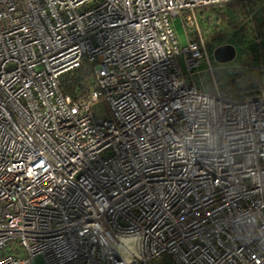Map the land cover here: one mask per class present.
<instances>
[{
    "label": "built area",
    "instance_id": "1",
    "mask_svg": "<svg viewBox=\"0 0 264 264\" xmlns=\"http://www.w3.org/2000/svg\"><path fill=\"white\" fill-rule=\"evenodd\" d=\"M228 1L0 0V264H264V79L221 94L197 20Z\"/></svg>",
    "mask_w": 264,
    "mask_h": 264
},
{
    "label": "trees",
    "instance_id": "2",
    "mask_svg": "<svg viewBox=\"0 0 264 264\" xmlns=\"http://www.w3.org/2000/svg\"><path fill=\"white\" fill-rule=\"evenodd\" d=\"M199 28L206 46L231 38L236 49L237 61L232 65L213 68L217 90L228 98L253 94L258 82L264 79V0H230L211 4L197 11ZM194 37L190 32L188 39ZM201 89L214 91L212 82ZM60 90L73 99L84 96L95 87L92 63L64 72Z\"/></svg>",
    "mask_w": 264,
    "mask_h": 264
},
{
    "label": "rangeland",
    "instance_id": "3",
    "mask_svg": "<svg viewBox=\"0 0 264 264\" xmlns=\"http://www.w3.org/2000/svg\"><path fill=\"white\" fill-rule=\"evenodd\" d=\"M172 27H173L175 33L178 36L179 42L180 43H186L187 42L186 30L189 29V27H184L183 24L181 23L179 17H174L172 19ZM200 33L202 35L201 29H200ZM202 37H203V39L205 41V38H204L203 35H202ZM223 43L232 44L234 42H233V40L231 38H226V39H222L221 41H219V43L217 41L213 42L212 45H210V46H213V47H209V48L206 46V43H205L206 50H207V53H208V59H209V62L211 63L212 70H213V68H216V69L221 68V67H223V65H232L233 63H235L237 61V58H238L237 55H235V57L232 60H230V61H228L226 63H218V62H216L214 60V58L212 56V49L215 46H217L219 44H223ZM177 62L179 64L180 70L183 73H185L186 69H185V67H184V65L182 63L181 56L177 57ZM192 72H193V75H192L193 81L195 82V84L198 87L201 84L206 86V85H209L211 82L213 83L212 75L208 71V63L203 58H199V64H198V66L196 68H194L192 70ZM92 110H93V113H94V115L96 117H102V116L105 115L107 109L105 107V104L102 101H98V102H96V103H94L92 105ZM35 261H36L37 264H41L42 263V260H41L40 257L36 258Z\"/></svg>",
    "mask_w": 264,
    "mask_h": 264
},
{
    "label": "water",
    "instance_id": "4",
    "mask_svg": "<svg viewBox=\"0 0 264 264\" xmlns=\"http://www.w3.org/2000/svg\"><path fill=\"white\" fill-rule=\"evenodd\" d=\"M236 55L235 47L230 43H223L212 49V56L218 63H226L232 60Z\"/></svg>",
    "mask_w": 264,
    "mask_h": 264
}]
</instances>
